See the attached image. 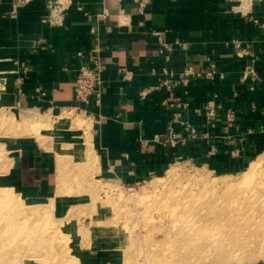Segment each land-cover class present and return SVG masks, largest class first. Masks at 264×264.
I'll return each instance as SVG.
<instances>
[{
	"label": "crops",
	"instance_id": "obj_1",
	"mask_svg": "<svg viewBox=\"0 0 264 264\" xmlns=\"http://www.w3.org/2000/svg\"><path fill=\"white\" fill-rule=\"evenodd\" d=\"M162 43L172 51L162 55ZM94 49L102 94L80 106L75 77ZM189 69L202 76L184 81ZM0 84L5 108L83 111L98 172L124 185L158 177L177 161L235 170L264 154V0H34L19 8L0 0ZM210 102L235 110V120L221 114L208 125L197 112ZM179 115L200 138L172 147L166 135L170 127L181 132ZM83 143L55 145L72 153ZM12 153L0 190L32 203L56 195L58 155L30 143ZM93 250L87 264L110 249Z\"/></svg>",
	"mask_w": 264,
	"mask_h": 264
},
{
	"label": "rangeland",
	"instance_id": "obj_2",
	"mask_svg": "<svg viewBox=\"0 0 264 264\" xmlns=\"http://www.w3.org/2000/svg\"><path fill=\"white\" fill-rule=\"evenodd\" d=\"M1 93L0 84V174L12 162V150L28 143L47 149L48 155H58L60 174L56 195L35 203L24 201L14 191L0 190V229L9 233L0 234V244L8 246L0 252V264H87V254L100 248L110 250L102 251L104 255L95 264H170L180 260L179 254L166 256L169 246L158 243L163 242L169 224L164 216L182 193L212 202L220 199L216 210L232 204L264 214V205L255 204L264 194V184L255 188V177L245 175L260 157L235 170L177 161L158 177L124 185L98 172L91 124L83 111L29 114L3 107ZM60 127L70 132L62 133L57 130ZM57 142L84 143L71 153L58 150ZM69 154L72 156L66 158ZM260 156L264 170V154ZM22 213L28 217L24 225L17 220ZM251 216L243 218L244 227L236 229L251 234L250 239L225 230L218 247L209 248L201 239L191 243L187 253L174 246L188 258L182 264H264V218ZM247 228L251 229L244 230Z\"/></svg>",
	"mask_w": 264,
	"mask_h": 264
},
{
	"label": "bare ground",
	"instance_id": "obj_3",
	"mask_svg": "<svg viewBox=\"0 0 264 264\" xmlns=\"http://www.w3.org/2000/svg\"><path fill=\"white\" fill-rule=\"evenodd\" d=\"M12 125L13 124L11 123V126ZM14 128H16V126ZM16 130L18 129L16 128ZM259 157L260 158L252 162L250 168L245 173V175L248 176V178L255 177L254 179L255 185H256L255 188H257L260 185H261L260 187H262V185L264 184V170L262 168L263 165L260 163V161H262L261 159L263 158L261 156ZM6 199L11 200V197H7ZM256 199H258V201L255 202L256 205H259V207L261 206V204L264 205V194L258 196ZM218 202L220 203L221 200L218 199L215 202L206 201V200H202L200 197L197 198V196L193 195L192 193H187L184 195L182 193V196L176 199V201L174 202V205L171 208V211L169 213L167 212L168 213V215L166 214L167 216H164L165 217L164 219L167 220L169 224L165 227L164 229L165 231H163L164 232L163 242L161 241V243H158V244H161L162 246L163 245L169 246L166 251V256L171 257V256H176V254H179L178 256L180 257V260H176V261L172 260L170 264H182V263L187 262L188 258L183 257L185 256V254H182L179 251H177V248L179 250H182L184 253H187L188 250H191L190 244L193 243L194 241L201 239V241L203 240L206 241L204 243H207L208 244L207 247L209 248L214 247V246L218 247V243H219L218 240L220 241L221 237L222 236L224 237L225 230L232 231L231 234L233 233L238 234L236 236L237 238L238 237L241 238V236H245L244 238L250 239L251 234H244L243 233L244 231L240 232L236 230V229L241 228L242 226L244 227L243 218H246V217L250 218L251 216L249 214L250 212H255V214L253 213L254 215L258 217L261 216L264 218V214L261 213V210L259 211L252 210L250 212L243 211L242 209L240 210V207L238 206L233 207L232 204H228L226 205V207L216 210ZM18 203H19L18 205L23 204L21 201L20 202L18 201ZM12 204L15 207H17L15 203H12ZM244 213H248V214H244ZM18 215L20 216V218L18 217L17 220L21 222L22 225H24L28 218L27 213L25 214L22 213ZM254 215H252L251 217H253ZM23 228L24 227H22V230ZM250 229L251 228H247L244 230H250ZM249 232L250 231L246 233H249ZM6 233H8V231H5V229H0V234H2V236ZM23 246L21 247V249L23 248ZM174 246H176L177 248ZM5 247L7 248L8 246L5 244H3L2 246L0 244V252H3ZM192 253L196 254L194 250L192 251ZM202 254L206 255L205 251L202 252Z\"/></svg>",
	"mask_w": 264,
	"mask_h": 264
},
{
	"label": "built area",
	"instance_id": "obj_4",
	"mask_svg": "<svg viewBox=\"0 0 264 264\" xmlns=\"http://www.w3.org/2000/svg\"><path fill=\"white\" fill-rule=\"evenodd\" d=\"M34 0H14V5L19 7H24L33 2ZM48 8L51 11V15H55L56 9L52 1H49ZM106 11L101 15L102 18H106ZM93 35H96L98 28H93L91 30ZM237 48H240V45H237ZM172 51V47L166 43H162V48L160 53L166 55L168 52ZM80 57H85L84 52L79 54ZM168 59V56H166ZM213 71L206 73V77H212L215 73L214 70L216 66H212ZM102 72L103 67L101 64L100 49H94L89 52L88 56L85 57V62L80 66L78 73L75 77L74 82V96L75 101L80 106L90 105L92 99L99 100L101 98L102 90ZM165 74H168L167 70H164ZM253 71H250L252 74ZM185 80L188 81L189 77H200L202 75L195 73L192 69L185 71L184 75ZM167 89H170L172 83L169 82L165 85ZM199 115H204L208 125L215 127L216 121L219 120V115L223 114V121L226 123H231L235 120L236 112L232 109H227L221 104H216L215 102L208 103L202 110L197 112ZM175 123L180 126L182 129L181 132H176L173 127L169 128L167 139L165 144H170L174 147L176 144L188 145L192 141H196L200 138V131L196 126H194L189 121L183 119L181 115L175 118Z\"/></svg>",
	"mask_w": 264,
	"mask_h": 264
}]
</instances>
